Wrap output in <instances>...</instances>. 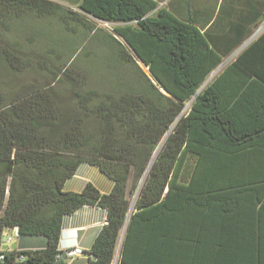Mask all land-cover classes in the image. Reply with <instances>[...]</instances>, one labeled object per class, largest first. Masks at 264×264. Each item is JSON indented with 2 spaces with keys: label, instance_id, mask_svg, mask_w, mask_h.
<instances>
[{
  "label": "trees",
  "instance_id": "trees-1",
  "mask_svg": "<svg viewBox=\"0 0 264 264\" xmlns=\"http://www.w3.org/2000/svg\"><path fill=\"white\" fill-rule=\"evenodd\" d=\"M65 1L78 10L53 0H0V264H67L59 251L63 220L84 206L107 213L88 264H112L130 195L139 189L118 263L136 264L141 225L150 222L145 210H169L173 191L192 198L264 174V31L206 84L251 28L238 25L223 45L212 36L215 21L208 26L167 10L153 17V0ZM48 19L68 33L93 30L92 20L116 25L128 47L112 34L105 40L127 74L96 64L89 76L85 45L66 61L57 50L55 61L50 50L39 58L25 51L32 23ZM41 59L54 67L49 84L6 90L3 71L10 82L36 60L43 66ZM84 163L113 181L110 194L90 183L80 193L64 191ZM10 228L45 237L46 249L3 251Z\"/></svg>",
  "mask_w": 264,
  "mask_h": 264
},
{
  "label": "crops",
  "instance_id": "crops-1",
  "mask_svg": "<svg viewBox=\"0 0 264 264\" xmlns=\"http://www.w3.org/2000/svg\"><path fill=\"white\" fill-rule=\"evenodd\" d=\"M153 1L157 4L150 14L153 17L159 10H167L183 20L200 24L210 21L208 26L215 21L212 36L218 44H228L238 25L251 28L242 45L218 68L234 60L261 34H256L257 28L248 23L264 21V0ZM89 183L103 195L110 194L114 186L97 167L84 163L65 183L64 191L80 193ZM167 193L168 189L163 201ZM167 202L169 210H145L150 222L141 225L140 249L135 251L137 257H132L134 263L264 264V174H247L233 188L211 187L192 198L173 191ZM155 215L160 218L153 219ZM106 223V211L96 206H84L64 218L59 251L63 254L76 245L85 251L67 264H88L92 258L89 252ZM46 247L45 237L21 236L18 228L7 229L2 240L3 251H36Z\"/></svg>",
  "mask_w": 264,
  "mask_h": 264
},
{
  "label": "rangeland",
  "instance_id": "rangeland-1",
  "mask_svg": "<svg viewBox=\"0 0 264 264\" xmlns=\"http://www.w3.org/2000/svg\"><path fill=\"white\" fill-rule=\"evenodd\" d=\"M55 2L61 3L62 5L70 8L73 11H77L78 8L73 5L71 2L65 1V0H53ZM32 33H30L29 41L26 40L27 43L24 44L23 49L25 51H31L35 52L37 58H39L40 55H44L45 51L50 50L51 56L53 57V60L55 61V56L52 55L55 50L58 51V53L61 54L62 60L66 61L68 60L69 53L74 51V49H78L85 45V70L89 73V76H91V70L90 65H96L101 64L102 67L106 66V64L110 65L111 67H115L114 69L118 70L121 73H126V68L123 67L119 61L116 60L115 55L112 53V51L109 49L107 43H106V35H115L122 43H124L126 46L127 44L121 39L118 35L115 34L114 28L116 25L111 23H104L92 20L89 24L92 25V28L89 30L85 27V30H83L81 27H76V33L67 32L64 28H62L61 24H59L54 19H48L45 21H35L32 23ZM259 29V30H258ZM264 31V21L259 25V27L256 30V34H260ZM25 42V41H23ZM128 47V46H127ZM54 50V51H52ZM48 56H45L47 58ZM115 58V59H114ZM36 62L33 64V68H30L29 71H26L25 73L20 74L19 76H12V79L10 82L5 76V71H3L2 79L5 80L8 85H5V88L8 92L11 91H18L23 86L27 84H35V85H47L52 80L51 75L49 73L50 68H54L52 66V62L50 59H41V63H43V66L38 64ZM94 62V63H93ZM140 69L148 76L151 77V73L149 70L141 63L139 62ZM224 66L218 68L216 71L212 73L210 78L208 79V84L223 68ZM49 68V69H48ZM127 74V73H126ZM91 78V77H90ZM2 93H5V91H2ZM191 102L186 105L185 111H187L190 108ZM168 135V134H167ZM165 139V138H164ZM158 146L154 157L160 150L163 142ZM140 184V183H139ZM139 189L133 190V193L130 195V207L135 206V195L138 194Z\"/></svg>",
  "mask_w": 264,
  "mask_h": 264
},
{
  "label": "built area",
  "instance_id": "built-area-1",
  "mask_svg": "<svg viewBox=\"0 0 264 264\" xmlns=\"http://www.w3.org/2000/svg\"><path fill=\"white\" fill-rule=\"evenodd\" d=\"M138 195H139V191H138V194L135 195V198H134L135 199V203H136V201L138 199ZM135 203H134V205H135ZM134 209H135V206H131L130 207L129 212L127 214V222L129 220L131 214L133 213ZM127 222H126L125 226L123 227V229L121 230L120 237L118 239L117 246H116L115 257L113 259L112 264H118L119 261H120V258H121L120 255H121V250H122V244H123L124 236H125V233H126ZM8 240L10 241V238ZM84 254H85L84 249L81 246L76 245L75 247H72L70 249L65 250L64 253L61 254V257H62V259L65 262H69V261L75 259L76 257L82 256ZM3 258H4L3 256L0 257V259H3ZM24 259H25V257L23 255L18 257L19 261H23Z\"/></svg>",
  "mask_w": 264,
  "mask_h": 264
}]
</instances>
